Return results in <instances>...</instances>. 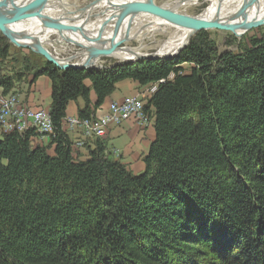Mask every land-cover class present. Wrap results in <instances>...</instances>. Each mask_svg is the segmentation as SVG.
Returning <instances> with one entry per match:
<instances>
[{
	"label": "trees",
	"instance_id": "16d2710c",
	"mask_svg": "<svg viewBox=\"0 0 264 264\" xmlns=\"http://www.w3.org/2000/svg\"><path fill=\"white\" fill-rule=\"evenodd\" d=\"M42 61L26 71L52 81L54 133L35 148L34 130L1 134L0 264H264V34L236 53L201 31L174 58L94 70ZM22 79L0 75V88ZM126 80L157 85L139 175L102 140L77 158L63 131L71 102L91 118Z\"/></svg>",
	"mask_w": 264,
	"mask_h": 264
},
{
	"label": "bare ground",
	"instance_id": "6f19581e",
	"mask_svg": "<svg viewBox=\"0 0 264 264\" xmlns=\"http://www.w3.org/2000/svg\"><path fill=\"white\" fill-rule=\"evenodd\" d=\"M16 1L20 5H28L32 8H36L42 0ZM200 1H208L210 3L209 7L204 10L203 13L197 16H191L188 12L181 11L182 9H188L196 2ZM151 3L157 5L155 0H96L94 3H91L81 11L71 12L72 9H69L67 0H49L41 12L53 21H58L69 26L83 28L88 33L93 34L92 36L95 38L99 36L102 42L109 45L114 38L118 21L125 10L133 5ZM158 7L180 15L219 22L222 24H229L231 26L241 24L245 18L248 19V21L264 19V0H182L170 3V5ZM189 10L191 9L189 8ZM92 17L95 18L93 19ZM4 22L9 27L11 32L17 36L18 42L22 45L35 43H39L42 46H45L47 43H50L51 45V37L59 35V32L47 29L42 21L35 17H24L21 20L6 18L4 19ZM163 26L178 27V29H181L180 31H183V33L180 36L173 37L169 40L162 47L160 55L175 52L178 48L188 42L193 33V29L179 27L159 15L141 13L124 24L121 38L128 42L133 39L141 41L148 33L162 31L164 29ZM62 36L64 40L69 43L77 46L83 45L90 50V43L81 34L75 32H65ZM137 43L139 42L137 41ZM88 50L84 53L85 58L89 55ZM135 53L136 52H134V54ZM118 54L122 58L134 57L131 55V52H122Z\"/></svg>",
	"mask_w": 264,
	"mask_h": 264
},
{
	"label": "rangeland",
	"instance_id": "374dc122",
	"mask_svg": "<svg viewBox=\"0 0 264 264\" xmlns=\"http://www.w3.org/2000/svg\"><path fill=\"white\" fill-rule=\"evenodd\" d=\"M67 1H68L69 9L70 10L72 9L71 12H76V11H81L82 9L86 8L87 6H89L91 3H94L96 0H92V1L91 0H67ZM172 1L175 2V1H182V0H172ZM172 1L171 0H155V2L157 3L158 6L170 5V3H173ZM209 5H210V3L208 1H205V2L200 1V2H196L193 6L189 7L191 10H189V8H188L186 10L182 9L181 11L188 12V14L191 15V16L192 15L193 16H197V15L203 13V11L206 10L209 7ZM172 8H174V7H172ZM92 18L94 19L95 17H92ZM179 27H181V26H179ZM163 28L164 29L162 31H157V32H154V33H148L147 36L141 41L133 39V40L128 42V41L124 40V43L121 44L120 47L121 48L125 47L124 48L125 50L123 52H126V53L131 52V55H133L134 57H132V58H130V57L122 58L117 53V54L113 55L112 57H105V58L97 59L96 60V65L97 66L101 65V66H103L105 68V67H109V66L128 64L129 62H125L126 60L135 59V57H137V56L138 57L139 56H141V57L143 56L145 58L160 56L162 47L169 40H171L173 37L180 36L183 33V31H180L181 29L179 30L178 27L163 26ZM207 32L209 33L212 41L214 42L215 46L219 49L220 52L232 51V52L236 53V52L241 51L242 49H244L247 46L250 38H252V37H261L264 34V26H262L260 28H255L253 30H250V31L246 32L245 34H243L241 36H237V35L233 34L231 31H224V30H220V29H209V30H207ZM70 33H72V32H70ZM197 33H199V32H197ZM197 33H195L194 35L192 34V36L188 40L189 43H190V40L192 39V37H194ZM51 38H52L51 39L52 40L51 45H50V43H47L44 47L54 57H56V58H58L60 60H68L70 58H74L75 60H71V63H77V64L82 63L84 61L83 59L85 57L80 56V53H85L86 49L84 47L82 48V47H79L77 45H73V44L69 43L68 41L64 40V38L60 34L57 35V36H52ZM137 41L139 43H137ZM8 43L10 45V57L8 59H5L4 61L0 60V75L9 76V75H13V72H18V73L23 75V79H22V81L16 83V86H15L14 90L12 92L8 93L9 95L4 93L3 88H0V98H11L12 96H16L18 98V100H19V103H20L21 101H20V98H19L18 93H17L18 88L20 87L21 83H24V82L27 83L28 81H30L32 79L30 74H29V72L26 71V70H32L33 66H36V65L42 63L43 62L42 58H44V57L39 55V54H37L36 52H34L29 47L17 46L15 44H13L12 42H10L9 40H8ZM188 44L185 47H187ZM182 47L178 48L175 52L170 53V54L175 56L176 53ZM131 49H132V51H131ZM182 50L183 49H181L179 51V53ZM134 52H136V53L134 54ZM164 55H166V54H164ZM172 58H174V57H172ZM44 60H45V58H44ZM145 60H149V59H145ZM156 60H158V59H156ZM142 61H144V60H142ZM27 65H28V68L25 69V67ZM186 68H188V66ZM129 81H132V80H129ZM119 84L120 83L117 84L116 90L113 92V94L115 92H117ZM147 86H150L151 90H149L148 92H144L143 93L144 95L142 97L141 96H127L122 101H112L108 105V110L103 109L104 106H102V107H100L97 110V112H96V114L94 116H92L91 118H86V119L87 120H93V121L97 120L98 117H100L102 115H105V114H108L109 110H110V107L112 105H116L118 107H122V106L125 105V102H126L127 99H134V98L139 100L143 104L144 113H145V105H146L148 99L157 90V85L156 84L147 85ZM111 96H109V97H111ZM23 107L28 108V109H30L32 111H35V110L36 111H42L43 110V109H33V108H30V107H26V106H23ZM47 113L50 115L49 111ZM3 115L5 117H3L1 120H3L5 127L0 125V138H1V134L3 132H11L10 130H12L11 128L13 127V125L16 122V120H15V118L13 116H11V115H7L6 116V114H3ZM146 115L148 116L149 119L147 118V122H145V123L142 120H140V118H138L137 116L132 115L128 120L122 121V123H120V124L114 122V123H111V125H117V126L120 127L124 123L132 120V121H134L137 124V126L139 127L140 130H147L148 131V129L151 128V127L155 128V117H154V114H150V115L146 114ZM74 118H76L77 120L82 119L79 116H73V117L67 116L65 118L64 122H63V131H65V133L68 135L70 140H71V138L69 136L70 134H72L74 132L81 133L79 128H77V127L73 128V127L70 126L69 120L70 119H74ZM13 121H15V122H13ZM27 125H30V123L27 124ZM110 126L108 127L106 135L103 136V137L93 138V137H89V136H86L85 134L81 133L82 135L80 136L81 137L80 139H76L77 141H74V142L71 140L72 148H73V150H75L74 151L75 156L77 158H80L81 160L87 159L89 157V155H88L87 158L83 159L81 156H79V153L76 152L77 151L76 149L79 150V149L85 148L90 143L93 144L94 146L91 147L92 149H89V154H90L91 150H94L97 141H99V140L103 141L104 140L105 144L107 145V143L105 141V138L108 135V131L110 129ZM7 130H9V131H7ZM29 130H34L36 132V134H37V136H35L32 139L33 148L38 147V144H39V146L47 147V146L41 145V141H45V140L49 141V144H50L52 134L50 136H43V135L39 134L37 132V130L34 129V128H31ZM29 130H27V131H29ZM12 131H16V130H12ZM25 132H23V133H25ZM23 133H20V134H23ZM155 133H156V130H155ZM155 139H156V135H155ZM155 139L152 141V143L155 141ZM107 148H108V151H107L108 154L107 155L112 160L121 161L123 163L124 157H123V154H121L122 152L120 150H118V149H109L108 146H107ZM149 149H150V147H149ZM149 149H148V151H149ZM148 151H146V153L143 155L144 157L148 154ZM50 153L53 155V151H50ZM144 157H143V163H144ZM123 164H125V163H123ZM125 165L128 168V165L127 164H125ZM144 165H145V163H144ZM129 170L131 171V169H129ZM144 171H145V169H144ZM131 172L133 174H136V175H139V174L143 173V172H141V173L137 174V173H135L133 171H131Z\"/></svg>",
	"mask_w": 264,
	"mask_h": 264
},
{
	"label": "water",
	"instance_id": "95a60500",
	"mask_svg": "<svg viewBox=\"0 0 264 264\" xmlns=\"http://www.w3.org/2000/svg\"><path fill=\"white\" fill-rule=\"evenodd\" d=\"M49 0H42L40 4L36 8H32L31 6L20 5L16 0H0V32L1 34L7 38L10 42L17 46L29 47L37 54L43 56L46 61L56 66L58 69L67 70L70 68H79L83 70H94V69H104L103 66H97L96 60L99 58L112 57L117 53H122L125 49L121 48V44L124 43V39L121 38L122 30L124 28V24L129 20L137 17L141 13H151L155 15H159L170 22L185 28L193 29V35L200 31H207L209 29H220L224 31H231L233 34L237 36H241L246 32L253 30L255 28H260L264 26L263 20H251L244 19V21L236 26H231L229 24H222L219 22L208 21L196 19L189 16L180 15L168 10H164L157 5L151 4H137L128 7L121 15L118 24L115 29V34L112 42L108 45L101 41L98 36L95 38L92 36L93 34L88 33L85 29L80 27H74L62 24L58 21H53L51 18L46 17L42 14L43 7ZM24 17H35L42 21L47 29L54 30L59 32L62 36L65 32H75L81 34L91 45L90 50L86 46L84 47L89 55L87 58H84L82 63H71V60L74 58H70L68 60H60L54 57L44 46L39 43L30 44V45H22L18 42L17 36H15L9 27L5 24L4 19L6 18H14L15 20H21ZM63 37V36H62ZM189 43V42H188ZM187 43V44H188ZM185 44L181 49H184ZM180 49V50H181ZM179 50V51H180ZM176 53V55L179 53ZM175 55V54H174ZM175 55V56H176ZM80 56L84 57V53H80ZM171 54L160 55L155 57H141L137 56L135 59L126 60L125 62L136 63L145 59H167L171 57H175Z\"/></svg>",
	"mask_w": 264,
	"mask_h": 264
},
{
	"label": "crops",
	"instance_id": "0c3cea01",
	"mask_svg": "<svg viewBox=\"0 0 264 264\" xmlns=\"http://www.w3.org/2000/svg\"><path fill=\"white\" fill-rule=\"evenodd\" d=\"M149 90H151L150 86L142 87L133 81H123L118 85L117 92L106 99L103 109L108 110V105L112 101H122L127 96L142 97L144 95L143 93L148 92ZM17 93L22 106L33 109H43L47 112L50 111L52 103V81L48 76L44 75L39 77L35 83H32L31 80L27 83H21ZM91 98L93 102L96 100L94 93H92ZM83 107L84 102L82 100H79L78 102H71L68 106L67 116H78L79 109ZM81 135L82 134L79 132H74L69 136L74 142L77 141L76 139H80ZM155 135L156 133L154 127L149 128L148 131L140 130L137 124L130 120L120 127L117 125H111L105 141L109 149L120 150L124 157L123 163L127 164L131 171L138 174L143 172L145 169L143 155L146 151H148L152 141L155 139ZM41 145L48 146L50 144L49 141L45 140L41 141ZM92 146L94 145L90 143L85 148L79 150L75 149L77 150L76 152L79 153V156L85 159L88 157L89 149H92ZM50 151H53L54 154L53 147Z\"/></svg>",
	"mask_w": 264,
	"mask_h": 264
},
{
	"label": "built area",
	"instance_id": "2783aa9c",
	"mask_svg": "<svg viewBox=\"0 0 264 264\" xmlns=\"http://www.w3.org/2000/svg\"><path fill=\"white\" fill-rule=\"evenodd\" d=\"M3 114H6V116L11 115L15 118L16 122L13 121L15 124L11 129L20 133L31 128L36 129L37 132L43 136H50L54 132L51 117L46 111H32L25 108L20 105L16 96H12L11 98H0V125L5 127L3 120H1L5 117ZM132 115L137 116L144 123L147 122L148 116L144 113V106L135 98L127 99L125 105L122 107L112 105L109 113L98 117L97 120L93 121L80 118V120H77L74 118L70 119L69 123L71 127L79 128L82 134L93 138H99L106 135L111 123L116 122L120 124L122 121L128 120ZM29 123L30 125H27Z\"/></svg>",
	"mask_w": 264,
	"mask_h": 264
}]
</instances>
